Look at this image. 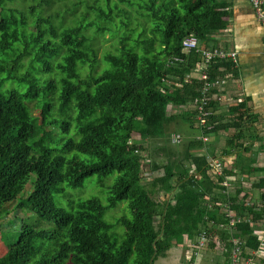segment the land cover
Masks as SVG:
<instances>
[{"label": "trees", "instance_id": "obj_1", "mask_svg": "<svg viewBox=\"0 0 264 264\" xmlns=\"http://www.w3.org/2000/svg\"><path fill=\"white\" fill-rule=\"evenodd\" d=\"M6 1L12 0H0V211L34 173L33 189L20 205L55 226H23L0 264H153L184 237L196 242L202 230L208 248L217 247L215 239L222 244L215 249L224 254L225 264L233 237L240 240L239 263L253 258L259 247L254 231L264 224V173L245 190L236 177L241 165L219 162L217 174L201 152L205 142L194 137L164 162L150 160L151 170L161 167L160 174L142 175L145 140L168 143L172 123L198 114L190 103L200 95L203 79L190 74L202 56L195 49L184 51L182 40L193 36L209 48L211 35L227 26L230 3L118 0L141 17V31L129 28L130 35L119 36L114 51L102 54L105 66L92 72L98 52L85 31L110 30L115 16L125 15L115 0L93 7L95 20L82 13L68 23L59 10L42 14L58 0H42L24 11L3 8ZM60 1L74 16L78 2ZM231 66L230 58L212 59L205 68L207 80ZM214 91V86L208 91L210 114L202 134L232 128L223 153L249 151L235 140L256 136V115L239 99L230 107L233 116L222 122L210 110ZM169 107L184 110L171 114ZM249 170L264 172V167ZM113 172L106 203L96 196L69 197L68 208L55 202L54 192L66 197V188ZM251 190L259 192L258 198L250 200ZM120 201L129 214L106 220L105 211ZM226 213L235 218L232 225ZM193 260L194 255L189 263Z\"/></svg>", "mask_w": 264, "mask_h": 264}, {"label": "rangeland", "instance_id": "obj_2", "mask_svg": "<svg viewBox=\"0 0 264 264\" xmlns=\"http://www.w3.org/2000/svg\"><path fill=\"white\" fill-rule=\"evenodd\" d=\"M42 0H12V1H6L3 5V8H14V9H20L24 11L25 7L28 5H37L38 2H41ZM74 2H78L76 4V11L74 16L70 15L69 12H67L61 3L65 1H56L50 4L48 8L43 7L42 14L48 15L50 12H53L54 10H59L61 14H64L66 17V22L71 18H79L82 13L87 15V17L90 20H95V12L93 10V7L100 6L104 8V1L103 0H72ZM118 4V7L121 11L125 12V15L129 14V18L126 19L124 14H121L120 16H115L114 23H111L109 25L110 30H104L102 32H96L94 30V27H89L85 33L89 37H91V42L94 47H96L98 52V62L95 64L94 68L92 69V72L99 71L105 66V63L101 60L102 54L106 52H112L115 49V46L117 45L119 36L123 35L124 33L127 35H130L129 28H133L134 31H141V17L138 16L135 12H133L132 7H128L127 4L124 1H118L115 0ZM67 2V1H66ZM42 3V2H41ZM43 4V3H42ZM69 6L70 2L68 1ZM2 10V7L0 5V12ZM131 16V17H130ZM120 20H124L128 22V27H122L120 26ZM68 23V22H67ZM147 33V32H146ZM86 72H89L90 70L87 68ZM184 110V107L180 108L179 110L168 108V113L171 114H177L182 112ZM170 132L169 135L173 132H177L181 135V142L180 143H172L168 142L166 143L162 138L157 139H146L145 141H148L146 143V154L144 155L143 162L146 165H143V172L142 175L144 179H149L152 176H155L157 174H160L162 169L161 167L158 170H151L149 163L150 160H155L157 162L165 161L166 155L169 152L179 153L182 150H184V147L186 145V142L189 139H192L194 137H200L202 135L201 128L199 127L198 121L196 117H192L191 120H183L181 119L179 121V124L175 125L172 123L168 131ZM212 134L214 132H211ZM207 134V135H212ZM168 135V137H169ZM139 138V137H137ZM140 142V141H139ZM251 154L248 153V156ZM248 158V157H247ZM263 163V162H262ZM255 177H251L253 175L249 176H237L238 181H240V185L243 186L245 190L250 191V183L252 180L257 178L258 174H254ZM116 176V172H113L110 175H107L103 178H99L97 175H91L83 181L81 186H77L74 188H66V191L69 193L68 196H64L62 193L54 192V199L55 202L58 205H61L63 207L68 208V199L69 197H91L96 196L98 197L102 203H106V197L108 195V187L113 183V180ZM36 179V175L34 173H31L26 181V183L23 186V189L21 192L14 197L9 202L5 203L3 208L0 211V256L3 255L7 249V247L12 244L20 231V229L23 226H37L38 228H53L55 226L54 222H48L46 220L39 219V217L31 211L26 206H21L20 202L32 191L33 184ZM251 199L254 200L258 198L259 192L257 190L252 191L251 190ZM129 214V209L126 206L125 201H120L117 203V205L113 208H108L104 213V218L106 220L113 221L117 216L121 214ZM120 226H116L115 230L120 231ZM122 230V228H121ZM216 248H221L222 244L220 242H217ZM195 241L193 239H189L187 237H184L183 243H177L173 244L164 255L158 256L155 258L153 264H187V260L189 257L196 256V258L202 257V263L205 264H211L212 261H214L216 255L210 248L207 247V245L203 248H195ZM183 246V247H182ZM189 252V255L187 252ZM194 251L196 252V255L194 254ZM177 253V254H176ZM177 256H179L178 260ZM64 264H71L69 261H67Z\"/></svg>", "mask_w": 264, "mask_h": 264}, {"label": "crops", "instance_id": "obj_3", "mask_svg": "<svg viewBox=\"0 0 264 264\" xmlns=\"http://www.w3.org/2000/svg\"><path fill=\"white\" fill-rule=\"evenodd\" d=\"M230 3L231 15L228 18L227 26L223 30L214 32L211 35L207 47H218L236 53L230 68L222 69L220 82L216 85L214 94L211 96L212 114L226 122L233 114L230 107L240 99L253 114L256 121L253 128L256 129V136L249 139L240 138L236 143H243L249 147V151H242L236 148L228 153H223V147L228 148L230 138L234 130L232 128L222 129L208 136V141L203 144L202 151L207 157L217 159L223 167L237 166V175L255 177L264 172L250 171L249 167H264V44L263 28L254 15L249 0H224ZM264 3V0H263ZM190 76H201L200 66L191 72ZM229 142V143H228ZM232 146V145H231ZM248 153L251 155L248 156ZM248 157V158H247ZM263 162V163H262ZM238 178V177H237ZM236 178V179H237ZM183 247V246H182ZM216 247L212 250L216 255L211 264H225V256ZM187 252V251H186ZM177 254V253H176ZM189 255V252H187ZM179 256H177L178 260ZM187 260V264L190 262ZM201 258L194 257L192 263L200 264ZM172 264V263H170ZM205 264V263H202ZM250 264H264V245H260L253 254Z\"/></svg>", "mask_w": 264, "mask_h": 264}, {"label": "built area", "instance_id": "obj_4", "mask_svg": "<svg viewBox=\"0 0 264 264\" xmlns=\"http://www.w3.org/2000/svg\"><path fill=\"white\" fill-rule=\"evenodd\" d=\"M249 2L253 8L256 19L258 20V22L263 28V44H264V3H263V0H249ZM182 48L184 51H190L192 49H195L202 56V62L198 64L200 66L201 78L203 79L202 87L200 89V95L197 96L190 103V105L198 111L196 119L198 121L199 127L201 128V131L203 132V126L205 124L206 116L210 114V111L205 109V106L207 105V100H208V91L210 87L212 86L215 87L220 82L219 78H215L212 81H208L205 68H207V65L209 64V62L214 58H230L231 60H234L236 53L233 51H227V50H224L218 47H210V48L203 47L197 41V39L194 38L193 36H187L182 40ZM199 138L202 139L203 142L205 143L208 141L207 135L202 134ZM170 142L175 143V144L180 143L181 135L177 132L171 133ZM208 158L214 166L213 171L219 174L221 171V165L219 161L211 157H208ZM223 184L228 185L226 181H224ZM226 216L229 218L228 224L232 225L235 221V218L230 213L228 214L226 213ZM254 234L257 235L258 237L259 246L264 245V224H261L254 231ZM207 239L208 238L206 235V231L202 230L197 236L194 247L196 249L201 248V247L204 248L207 244ZM231 241L233 243V248L231 250L229 264H240L237 259L238 252L240 251V247H239L240 240L239 238L233 237ZM196 252L197 251H194L195 255H196ZM250 263H251V258H247L243 261V264H250Z\"/></svg>", "mask_w": 264, "mask_h": 264}]
</instances>
